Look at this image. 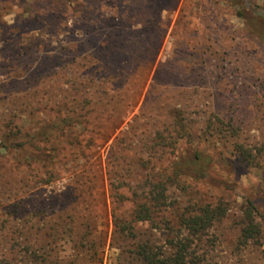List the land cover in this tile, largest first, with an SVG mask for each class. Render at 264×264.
<instances>
[{"label":"rangeland","instance_id":"rangeland-1","mask_svg":"<svg viewBox=\"0 0 264 264\" xmlns=\"http://www.w3.org/2000/svg\"><path fill=\"white\" fill-rule=\"evenodd\" d=\"M88 1L90 16L81 19L76 0H0V143L8 119L22 116L25 125L30 123L34 102L40 115L57 118L54 103L75 97L72 77L89 72L94 82L84 86V95L92 100L97 121L109 120L106 131L110 123H121L107 144L89 136L92 141L80 159L62 156L46 176H37L40 163L33 170L19 166L14 154L0 148V264H25L22 258L36 253L56 261L78 252L83 257L88 247L101 256V244L103 264H119L120 252L111 247L113 206L129 220L135 201L149 193V175H171L176 156L191 155L196 148L211 157L209 175L190 178L188 197L169 186L167 207L156 215L157 222L175 223L190 199L222 200L227 216L213 229V246L198 243L197 257L202 264H264V0ZM142 5L148 9L139 18ZM73 43L84 50L81 57L71 53ZM115 48L124 53L114 66L121 68L111 69L119 77L110 83L119 91L112 99L113 91L98 71ZM156 52L150 72L145 63ZM85 55L91 56L83 66ZM138 57L143 63L134 72ZM213 115L224 140L209 142L203 134ZM179 122L190 132L177 154L152 151L155 133ZM237 142L260 155V168L239 159ZM119 155L128 165L120 172L127 185L119 191L118 203L108 171L118 170ZM148 161L153 172L143 167ZM86 169L90 183L81 188L76 178ZM248 201L257 207L261 234L244 247L239 239ZM75 221L80 227L90 225L80 250L74 247L70 225ZM56 223L67 227L61 231L52 227ZM150 227L138 226L143 232ZM153 231L158 245L171 236L169 230Z\"/></svg>","mask_w":264,"mask_h":264},{"label":"trees","instance_id":"trees-1","mask_svg":"<svg viewBox=\"0 0 264 264\" xmlns=\"http://www.w3.org/2000/svg\"><path fill=\"white\" fill-rule=\"evenodd\" d=\"M76 2H78V9L76 10L80 12L78 16L81 19L88 18L90 16V9L92 8L89 5V1L76 0ZM176 2H178V0L174 3ZM159 5H161V3H159ZM143 6L144 5L139 8L142 11L139 18H142L141 16L148 9ZM122 18L124 17H120L119 20H122ZM116 36L120 38L119 35ZM73 45L74 49L70 50L71 53L74 51V56L77 55L81 57L79 53L84 50H81L82 47L78 45V43H73ZM65 48L67 49L68 47ZM122 53H124V51L119 48L112 49L105 57L106 62L111 65L105 64L103 66V63L100 62L101 65L98 71L103 75L102 81L103 84H106V88L109 89L111 87L113 91L111 96L112 99L117 98L119 91H116L114 85L111 86L110 83H112V80L119 77L111 69H117L118 71L121 68L114 66H117L122 61ZM90 56L85 55L83 57V66L88 63L87 59H89ZM75 58L77 59V57ZM156 58L157 52L149 63H145L146 68L149 69L150 72L153 71ZM134 61L136 64V67L134 66L135 72V70H137V63H143V60H140L138 57ZM146 61L147 60H145V62ZM118 74L120 75V72H118ZM144 74L147 80V76L149 75L146 72ZM143 76L144 75H142V78ZM72 78V89L75 97L66 103H54L53 109L55 108L58 112L57 118L51 119L49 116L43 117L40 115L38 107H36L38 103L34 102L29 105V108H31L30 114L33 115L32 118H29V122L31 123L30 131H28L30 123L25 125L26 122L23 120L22 116L11 117L6 124L0 148L8 153L14 154L19 166H24L33 170L34 163H40L41 165L37 170V176L41 175V172L44 176L52 174L51 171L55 170L53 167L55 160L57 159L58 161L62 156L68 157L71 160L80 159V157L84 155L89 141H92V138L89 136H93L98 142L100 141L101 146H104L110 141L116 133V130L121 128V123L118 124V122H114L109 125L111 128L110 131H106V129H109L107 126V121L109 120L106 118L104 122L101 120L97 121L95 117L97 115L95 112L96 109L90 107L92 100L84 95V86L86 87L87 84L92 85L94 82V80L90 78V72L86 73L84 76ZM142 78L141 82L143 83ZM51 100L52 98L49 102H51ZM26 109H28V107H26ZM104 112L106 114V111L102 113ZM178 116L180 117L181 113L177 114L175 118L177 119ZM218 121L220 123V120L217 118L215 119L214 115L211 116L207 123L206 130L204 129L203 131L204 136L207 138L206 140L209 142H215L218 139H226L223 130L218 127ZM189 132L190 130L187 129L182 122H179V126H174L172 130L164 129L163 131H157L155 133L157 142L150 149L154 152L160 150L170 155H176L178 145H180ZM236 134L235 131L232 136ZM65 150L66 155L64 153ZM234 151L242 162L253 167L260 168L262 166L263 161L261 162L260 159L262 158L260 155L253 154V152L246 149L243 144L237 142ZM115 159V165L118 167V170H109L108 174L112 182L111 186H113V189L116 191V198L117 196L121 198L122 194L119 191L124 188L127 183L124 179V175L120 172L124 170V168L127 169L128 163L124 160L123 155H119V158L115 157ZM211 164V157H208L200 148L193 149L191 155L183 157L176 156L175 160L172 161L170 165V169L172 170L171 175L160 176L158 178L155 177V175H149L146 181L150 188L149 193L147 196L144 195V199H141L139 203L135 201L129 220H126L123 215H120L116 207L113 206L114 232L112 235L111 247L120 252L118 259L119 264H202L203 259L197 257L198 255L195 252V248L198 246V243L204 242L206 243L205 245L213 246L214 241L212 238H215L213 229L227 216V208L225 207L227 203L222 200L215 201L214 203H203L202 200L190 199L191 204L186 207L185 212L175 223L169 220H160L157 222L156 215L167 207L166 193L169 190V186L180 189L184 195L188 197L189 195H186V191L190 189V178L200 180L207 177ZM143 167L148 168L152 172L155 170L151 161L144 163ZM99 172L101 173L102 171H100V169L96 170V174L98 173V176L102 179ZM76 179L81 188L87 187V182L90 183L87 169ZM117 200L119 203L120 199L117 198ZM257 214V207L252 201H248L245 210V227L241 230L239 239V243L244 247L248 246L251 242H257L261 234V228L257 222ZM61 218L62 222L67 221L65 215H62ZM146 223L151 224V227L143 232L138 226ZM70 225H72L74 247L78 250L81 248L84 249V243L88 235L87 230L90 226L89 223H87L85 228L84 224L80 227L77 221H75V223H70ZM52 227H58L62 231L67 227V224L56 223L52 225ZM74 228H77V230ZM158 228L160 230L164 229L165 231L169 230L171 234V236H165L166 241L163 245L156 244V235L153 230ZM28 229H33V227ZM50 242L53 243V240ZM54 242L57 241L54 240ZM92 249V247H88V252L83 255V257L79 256L80 252L77 251V254L57 261L49 260L43 253H36L33 256L23 257L22 259L25 264L27 259H30L29 261L31 264H94L96 259H98V261H96L97 264H103V244L100 245L101 256L98 255V252L91 254L90 251Z\"/></svg>","mask_w":264,"mask_h":264}]
</instances>
